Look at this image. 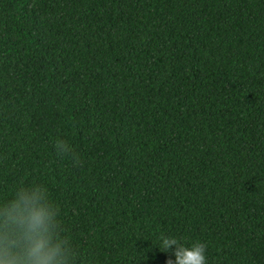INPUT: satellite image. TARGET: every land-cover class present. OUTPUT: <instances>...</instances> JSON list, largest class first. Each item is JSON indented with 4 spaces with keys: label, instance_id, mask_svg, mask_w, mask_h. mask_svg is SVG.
<instances>
[{
    "label": "trees",
    "instance_id": "obj_1",
    "mask_svg": "<svg viewBox=\"0 0 264 264\" xmlns=\"http://www.w3.org/2000/svg\"><path fill=\"white\" fill-rule=\"evenodd\" d=\"M32 184L75 264H264V0H0V202Z\"/></svg>",
    "mask_w": 264,
    "mask_h": 264
},
{
    "label": "clouds",
    "instance_id": "obj_2",
    "mask_svg": "<svg viewBox=\"0 0 264 264\" xmlns=\"http://www.w3.org/2000/svg\"><path fill=\"white\" fill-rule=\"evenodd\" d=\"M58 154L70 151L57 141ZM74 165L79 163L73 157ZM160 250L173 249L168 264H207L206 244L190 246L161 235ZM77 252L64 234L59 212L46 186L20 185L10 199L0 202V264H75Z\"/></svg>",
    "mask_w": 264,
    "mask_h": 264
}]
</instances>
